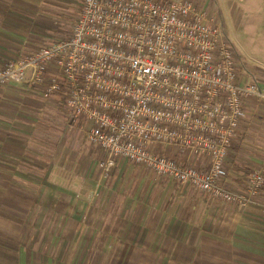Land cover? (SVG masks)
<instances>
[{
    "label": "crops",
    "instance_id": "0c3cea01",
    "mask_svg": "<svg viewBox=\"0 0 264 264\" xmlns=\"http://www.w3.org/2000/svg\"><path fill=\"white\" fill-rule=\"evenodd\" d=\"M78 1L0 0V68L44 46L46 21H59L53 16ZM236 10L248 14L247 47L226 30L241 79L264 87V0ZM39 90L0 88V264H264V218L256 213L264 189L240 209L123 160L111 181L96 180L97 171L78 176L70 153L37 144L35 127L44 124L37 114L64 109ZM246 111L226 161L228 186L237 191L252 170L264 173V103L250 101Z\"/></svg>",
    "mask_w": 264,
    "mask_h": 264
},
{
    "label": "built area",
    "instance_id": "2783aa9c",
    "mask_svg": "<svg viewBox=\"0 0 264 264\" xmlns=\"http://www.w3.org/2000/svg\"><path fill=\"white\" fill-rule=\"evenodd\" d=\"M206 4L84 0L70 37L5 62L0 88L58 97L106 156L105 174L123 160L245 209L264 189V173L252 170L245 189L232 190L226 161L247 103H264V87L241 79L240 61ZM256 213L264 218V207Z\"/></svg>",
    "mask_w": 264,
    "mask_h": 264
},
{
    "label": "rangeland",
    "instance_id": "374dc122",
    "mask_svg": "<svg viewBox=\"0 0 264 264\" xmlns=\"http://www.w3.org/2000/svg\"><path fill=\"white\" fill-rule=\"evenodd\" d=\"M82 1L79 0L76 4L72 2L74 5L63 6L61 9V14L58 16H53L59 19V21L50 17V20L46 21L49 26L45 29L46 33H48V35L45 36V41L43 42L45 45L38 48H30L27 52H25L24 55L18 56L17 59L24 57L32 51L49 47L63 39L70 37L72 28L76 23L79 13L82 9ZM196 1L205 8H208L209 6L206 3L211 4L212 12L219 18V21L223 27L225 38H228V34L226 32L227 30L229 32V37H231L233 42L234 38L232 36L236 37L244 47H247L248 14L246 13L245 15H241L243 13L240 10H236L238 4L245 5L247 0H242V2H238V0ZM10 60L12 59L6 58L5 62ZM5 64L6 63H4L2 66ZM51 108L52 109L49 111L45 110L44 112L37 114V117L41 121V117H43L44 123L43 125L39 124L35 127L38 128V131H35V133L39 134L38 138L35 139H41V141L37 142V144L40 145L41 151L48 153L59 150L61 151L62 156L65 153H70L71 158H69V161L71 162V168H74L75 171H77L78 176L83 175L84 171H90L91 173L97 171L96 180L99 179L102 182L111 181L110 175L114 171L109 174H105L104 170L103 172L100 168L97 170V167H100V165L103 166L105 164L106 156L99 147L96 145H91L86 141L85 127L82 126L81 123L78 124L76 122H71L67 118L63 108L56 106H51ZM30 114L36 116L35 111L30 112ZM42 132H44V137L42 136ZM28 149L30 151H34L31 144H29ZM150 175L152 174L150 173ZM79 180L84 181L83 178ZM79 180L76 181L81 183Z\"/></svg>",
    "mask_w": 264,
    "mask_h": 264
}]
</instances>
